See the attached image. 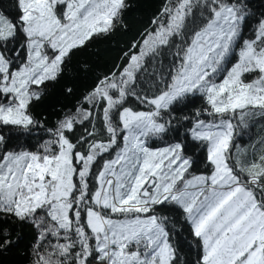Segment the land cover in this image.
Masks as SVG:
<instances>
[{"label":"snow or ice","instance_id":"1","mask_svg":"<svg viewBox=\"0 0 264 264\" xmlns=\"http://www.w3.org/2000/svg\"><path fill=\"white\" fill-rule=\"evenodd\" d=\"M133 7L0 8V252L264 264V0Z\"/></svg>","mask_w":264,"mask_h":264},{"label":"trees","instance_id":"2","mask_svg":"<svg viewBox=\"0 0 264 264\" xmlns=\"http://www.w3.org/2000/svg\"><path fill=\"white\" fill-rule=\"evenodd\" d=\"M11 5V0H0V8L7 9ZM156 8V0H134V7L130 12V18L133 20L146 18ZM117 41L123 37H116ZM100 55L106 60L114 58L116 52L113 49L112 43L105 42L100 44ZM47 103V102H46ZM247 137L244 138V142ZM17 231L21 232L22 239L17 246L11 247L9 250L0 252V264H26V257L24 255L27 244L31 238L30 232L27 229Z\"/></svg>","mask_w":264,"mask_h":264}]
</instances>
